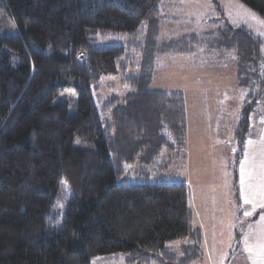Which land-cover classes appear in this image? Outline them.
<instances>
[{
    "label": "trees",
    "instance_id": "16d2710c",
    "mask_svg": "<svg viewBox=\"0 0 264 264\" xmlns=\"http://www.w3.org/2000/svg\"><path fill=\"white\" fill-rule=\"evenodd\" d=\"M238 1L264 19V0ZM164 2L0 0L16 28L12 36L0 30V264L200 259L201 233L176 165L185 160L184 96L150 83L158 55L192 56L202 36L160 40ZM141 33V45L106 42ZM210 33L220 50L252 64V75L238 72L237 81L253 102L264 86L260 40L244 27ZM128 46H141L151 75L142 70L128 77L123 98L99 105L94 89L101 78L125 71ZM251 109L243 106L235 133V183ZM77 139L87 147H77ZM163 153L162 175L150 179ZM169 167L175 174L165 176ZM59 202L63 213L54 214Z\"/></svg>",
    "mask_w": 264,
    "mask_h": 264
},
{
    "label": "rangeland",
    "instance_id": "374dc122",
    "mask_svg": "<svg viewBox=\"0 0 264 264\" xmlns=\"http://www.w3.org/2000/svg\"><path fill=\"white\" fill-rule=\"evenodd\" d=\"M215 3L216 5H214ZM161 18L164 22H161L159 27L160 40L179 38L190 34L202 36L192 56L158 55L151 64L153 70L150 83L151 89L181 91L184 96L188 110V120L186 119L188 161L184 160L182 166H179L178 163L176 165L180 170L179 179L186 183L193 193L191 202L195 210L193 224L194 226L204 224L210 219L204 212L206 211L205 206L202 205L205 189L214 191L209 196L212 201V211L219 214L223 213L220 219L217 216L216 219L229 220L231 209L226 199L229 174L226 178L219 175L222 164H227L228 160L225 156L218 157L220 150H222L219 143L230 140L231 130H234L237 122L239 106L244 104L243 106H252L253 109L255 106L253 103L258 99V92L253 102L249 100L243 102L245 88L237 86L235 76L239 72L243 78H248L252 75V64L243 65L246 63L245 61H240L237 58L235 60L234 54L220 50L218 48L219 38L210 36V32L214 28L244 27L260 40V54L264 56V19L238 0H166L161 8ZM212 20L217 22V27L211 25ZM0 30L5 36H12L16 33L12 20L2 10H0ZM131 38L125 35L106 42L123 46H126L130 41L135 45H141L144 42L143 33L134 37L133 40ZM128 47L125 56L128 57L129 61L126 62L125 71L114 76L101 78L100 83L94 89L95 91L93 90L96 103L99 105L113 95L119 99L123 98L129 91L126 81L128 77L135 76L142 70L143 73H150L151 75L150 65L147 64V61L144 63L141 46ZM263 104V100L258 99L255 107L257 114L261 113V109L264 108ZM199 107H202L205 112L202 116L200 114L194 115L195 109ZM262 114L259 117H262ZM201 117L204 119L203 124L200 123ZM219 117L222 127L220 129L215 123ZM223 118L228 122L225 128L222 125ZM208 123L211 133L205 132V125ZM228 142L231 144V141ZM235 142L237 144L233 143L232 146H228L232 152L231 159L235 152H240L238 147L240 142ZM226 144L228 145L227 142ZM76 146L86 148L87 144L77 139ZM184 154L186 155V152ZM167 160V154L163 153L161 160L157 161L151 168L153 175L150 174V179L162 175L159 168L167 163ZM171 164L172 166L175 165L173 161ZM175 171V167H169L164 174L165 176L172 175L175 174ZM236 209L238 214L243 210V207L236 206ZM62 210V203L59 202L53 213L57 214L58 211L63 213ZM208 231L209 229L206 228V234ZM208 256L209 253L206 252V264H223V259L218 254L215 253L210 259ZM90 264L125 263L121 257L105 256L93 258ZM196 264H203V262L198 261Z\"/></svg>",
    "mask_w": 264,
    "mask_h": 264
},
{
    "label": "crops",
    "instance_id": "0c3cea01",
    "mask_svg": "<svg viewBox=\"0 0 264 264\" xmlns=\"http://www.w3.org/2000/svg\"><path fill=\"white\" fill-rule=\"evenodd\" d=\"M237 86H239L238 81H237V75L235 76ZM240 88V86H239ZM243 88V87H241ZM245 96L243 102L247 100V95H248V90L245 88ZM258 92V99L263 100L264 102V86L260 89L257 90ZM261 98V99H260ZM257 101L254 103V108L250 111L248 117H247V124H246V130L244 133L243 137V149H242V155L239 158L238 161V166H237V183L234 182L233 180V174L231 170V165L235 159V155L237 154L236 152L234 153V156L231 159V154L230 152V145L232 146L233 143L235 144L237 141L235 139V134L237 129L240 126L241 122V110L242 106H239L238 108V117H237V122L235 123L234 130H231V135H230V140H226L222 143H219V147L222 149L219 152L218 157L225 156L227 157V164H222L221 170L219 171V175L223 176L226 178L227 174H229V180H228V189H227V203H229L231 212L229 215V220H217V218H221L223 216V213H214L212 210V201L209 199V196L214 193L213 190L210 189H205L204 191V200L202 202V205L205 206L207 216L210 217L208 222L204 224H197L194 226L193 220H192V225L195 229L199 230L201 233V256L200 259L198 260L199 262L202 261L203 264H206V252L209 253L208 259L213 257V255L216 253L218 256L223 259V264H251V260L248 258V253L244 251V246H243V236L253 230H259L261 227L260 224V216L264 215V209L257 207L255 209V212L252 216L250 217H245L243 215V212L245 209L248 211H252V206L249 205H244L242 199L240 198V184H239V178H240V172H239V162L244 159V153L248 152L249 157H250V163L252 162V158H255V175H259L260 173V168H259V162H260V156L262 149H264V144L261 143L262 140H264V123H261V119L264 118V108L261 109V114H257L255 112V107L258 103ZM264 105V104H263ZM205 113L202 107H199L195 109L194 115L202 114ZM221 117V116H220ZM220 117L218 120L215 121L216 125L218 126V129L222 128L221 127V122H220ZM186 119L188 120V110L186 109ZM200 119V118H199ZM186 120V121H187ZM200 123H204V119L201 117ZM228 124L227 120L223 118L222 125L223 128ZM220 126V127H219ZM188 128V126H187ZM205 132L211 133V128L209 126V123L205 125ZM221 132V131H220ZM186 134L184 137V143H185V160L188 161L187 159V140H186ZM202 139V138H200ZM251 139L253 141L252 145H248L247 141ZM231 141V144L230 142ZM228 143V145L226 144ZM237 144V143H236ZM229 146V147H228ZM184 183V182H183ZM186 184V183H185ZM187 185V184H186ZM187 187H189L187 185ZM246 192L251 194L252 192L256 191L255 188V182L252 187V189H245ZM190 192V198H189V207L193 215H195V210L194 206H192L191 202L193 199V193L191 192V189L189 188ZM236 206L238 207H243V210H241L240 213L237 214V209ZM240 216V218H238ZM211 221V222H210ZM251 225V227H249ZM206 228L209 229V231L205 232ZM238 238V239H237ZM237 240V241H236ZM207 241V245H206ZM197 261V262H198ZM196 264V263H195Z\"/></svg>",
    "mask_w": 264,
    "mask_h": 264
},
{
    "label": "snow or ice",
    "instance_id": "6c2138e0",
    "mask_svg": "<svg viewBox=\"0 0 264 264\" xmlns=\"http://www.w3.org/2000/svg\"><path fill=\"white\" fill-rule=\"evenodd\" d=\"M261 123H264V118L261 119ZM248 145H252L253 141L249 139ZM264 144V140L261 141ZM235 151V149H233ZM250 157L248 152L244 153V159L239 162V184H240V198L244 205H251L252 211L245 209L243 215L250 217L254 214L257 207L264 209V149H262L259 168V175H255V158H252L250 163ZM255 182L256 191L249 194L245 189H252ZM261 227L259 230H253L243 236L244 251L248 253V258L251 260V264H264V215L260 218ZM251 227V225L249 226Z\"/></svg>",
    "mask_w": 264,
    "mask_h": 264
}]
</instances>
